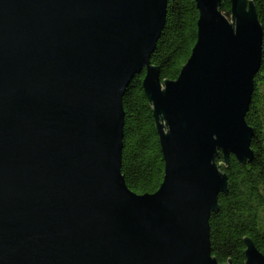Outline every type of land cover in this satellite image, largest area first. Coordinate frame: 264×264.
<instances>
[{"label": "water", "instance_id": "95a60500", "mask_svg": "<svg viewBox=\"0 0 264 264\" xmlns=\"http://www.w3.org/2000/svg\"><path fill=\"white\" fill-rule=\"evenodd\" d=\"M194 1L189 59L161 82L150 59L168 0H0V264H218L209 217L229 156L253 160L264 34L247 0L230 19L221 0ZM143 72L164 176L136 195L122 100ZM244 242L245 264H264Z\"/></svg>", "mask_w": 264, "mask_h": 264}, {"label": "trees", "instance_id": "16d2710c", "mask_svg": "<svg viewBox=\"0 0 264 264\" xmlns=\"http://www.w3.org/2000/svg\"><path fill=\"white\" fill-rule=\"evenodd\" d=\"M165 28L151 56L160 81L176 80L196 40L198 12L194 0H168ZM256 10L264 34V0H247ZM219 11L230 18V0ZM264 43V38H263ZM259 73L254 77L251 105L245 123L253 129L251 163L239 164L232 156L225 167L228 191L218 196V212L209 217L212 257L218 264H245V239L264 257V44ZM144 72L132 79L122 107L125 113L121 175L134 194L156 192L164 163L152 117V106L142 90ZM215 164L223 163L221 153Z\"/></svg>", "mask_w": 264, "mask_h": 264}, {"label": "rangeland", "instance_id": "374dc122", "mask_svg": "<svg viewBox=\"0 0 264 264\" xmlns=\"http://www.w3.org/2000/svg\"><path fill=\"white\" fill-rule=\"evenodd\" d=\"M230 19V18H229ZM222 156V155H221ZM230 157V156H229ZM233 157V156H232ZM234 158V157H233ZM235 160V159H234ZM216 165V164H215ZM216 167H219L218 165H216Z\"/></svg>", "mask_w": 264, "mask_h": 264}, {"label": "bare ground", "instance_id": "6f19581e", "mask_svg": "<svg viewBox=\"0 0 264 264\" xmlns=\"http://www.w3.org/2000/svg\"><path fill=\"white\" fill-rule=\"evenodd\" d=\"M147 98V97H146ZM235 159V158H234ZM215 160V159H214ZM223 160V159H222ZM237 161V160H236ZM238 162V161H237ZM220 167V166H219Z\"/></svg>", "mask_w": 264, "mask_h": 264}]
</instances>
